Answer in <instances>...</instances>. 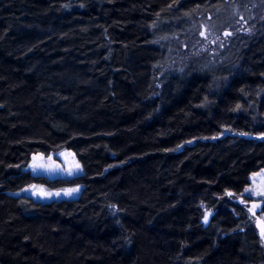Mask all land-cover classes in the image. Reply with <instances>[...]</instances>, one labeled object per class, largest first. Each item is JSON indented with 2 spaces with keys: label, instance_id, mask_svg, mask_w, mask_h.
<instances>
[{
  "label": "trees",
  "instance_id": "obj_1",
  "mask_svg": "<svg viewBox=\"0 0 264 264\" xmlns=\"http://www.w3.org/2000/svg\"><path fill=\"white\" fill-rule=\"evenodd\" d=\"M245 1L0 0V264H264L226 198L264 169V21L210 71L161 75L156 45ZM63 150L82 175L27 171ZM31 184L81 190L14 195Z\"/></svg>",
  "mask_w": 264,
  "mask_h": 264
},
{
  "label": "rangeland",
  "instance_id": "obj_2",
  "mask_svg": "<svg viewBox=\"0 0 264 264\" xmlns=\"http://www.w3.org/2000/svg\"><path fill=\"white\" fill-rule=\"evenodd\" d=\"M245 8L238 2L225 3L215 10L200 11L187 28L181 27L174 35L162 37L156 44L164 54L162 73L179 74L194 68L210 71L220 64L222 52L237 36H253L258 25L264 21V0H251ZM39 163L44 167L33 168ZM27 171L34 176L48 180L69 179L82 175L83 170L71 151L63 150L46 157L33 155ZM75 189L76 191H72ZM79 186L48 189L42 185L31 184L15 196H28L39 202L77 199ZM52 195H48V194ZM59 195H56V194ZM70 193V194H66ZM264 169L250 176L249 185L239 196L226 195L235 204L243 207L257 232L264 248ZM223 202H221L222 205ZM202 223L207 225L216 209L202 206Z\"/></svg>",
  "mask_w": 264,
  "mask_h": 264
},
{
  "label": "snow or ice",
  "instance_id": "obj_3",
  "mask_svg": "<svg viewBox=\"0 0 264 264\" xmlns=\"http://www.w3.org/2000/svg\"><path fill=\"white\" fill-rule=\"evenodd\" d=\"M40 167H44V165L39 164V163H36V164L33 165V168H34V169H35V168H40ZM72 191H76V190L73 189ZM66 194H70V193H66ZM48 195H52V194L49 193ZM56 195H59V194L57 193ZM261 195H264V193H261ZM262 234H264V233H262Z\"/></svg>",
  "mask_w": 264,
  "mask_h": 264
}]
</instances>
